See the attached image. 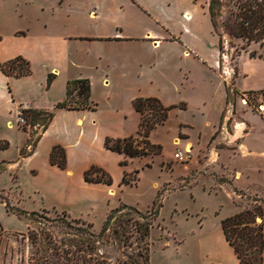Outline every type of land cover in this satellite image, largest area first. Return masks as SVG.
<instances>
[{
    "label": "rangeland",
    "instance_id": "1",
    "mask_svg": "<svg viewBox=\"0 0 264 264\" xmlns=\"http://www.w3.org/2000/svg\"><path fill=\"white\" fill-rule=\"evenodd\" d=\"M208 1L156 0L152 4L153 15L167 24L175 40L160 41L153 47V38L148 37L151 33L147 30H155V20L132 0H0V24L6 32L27 31L30 38L44 29L71 34L70 37L75 38L69 42L73 61L90 64L84 72L91 74L96 96L103 92L100 83L103 72L99 69L95 72L94 68L109 69L107 91L113 97L111 100L101 97L98 106L108 108L109 104H117L126 108L131 89L144 97L158 99L165 107L175 106L168 112L163 125L157 126L149 135V143L160 147L159 154L131 160L123 158L126 164L115 165L113 175H110L116 188L108 204L98 205L95 212L85 217L70 215L60 209H38L39 201H35L31 188L23 179L14 182L13 177L0 170V202H7L10 207L25 212L17 218L0 210L3 230L0 233V264H33L41 256L48 257V264L56 261L62 264V253L74 250L77 235L86 225L90 224L89 231L97 235L108 213L122 205L140 213L141 216L132 213L126 217L132 224L142 225L150 221L149 235L144 241L140 240L131 225L117 239L108 232L103 239L105 246L96 249L98 256L109 253V264H117L115 256L121 252L125 256L136 255L148 248L149 264H200L198 238L220 231L221 217L255 207L262 209L264 158L240 160L244 158L233 144L245 140L252 149H262V99L251 95L250 91H235L233 84L240 68L249 75L250 71L258 75L254 69L264 70V64L249 60L248 53L257 50L255 46L230 41L225 35L218 52L217 37L211 33L205 10ZM176 4L181 11L173 14ZM117 8L120 11L115 10ZM184 10L189 13V20L184 19ZM91 11L97 15V22L120 23L123 37L116 38L121 41L105 42L100 38L107 37L93 36L108 34L111 30L94 28L88 19ZM215 60L218 63L216 71L209 68ZM106 62L113 66L104 68ZM30 70L31 76L23 78L27 87L43 95L38 82L45 76L44 69L36 62L30 65ZM232 88L233 97L230 96ZM236 123L245 124V135L238 141L234 140L236 134H233ZM25 131L33 141L38 136L36 133L32 135L31 132L36 131L32 127ZM137 141L144 142L142 138ZM185 143L191 145L188 150L183 148ZM213 143L221 144L216 147L219 150L216 151V161L211 162L204 154ZM18 144L17 136H14L2 151L3 158H16ZM182 149L191 150L190 160L186 163L173 159L174 152ZM222 150L228 151L227 161H221ZM237 164L240 168L246 167L249 175L245 189L234 184L236 174L240 176ZM122 172L126 174L128 185L115 182ZM250 182L261 187L250 188ZM8 189L19 196V201ZM79 211L84 215L87 212L83 207H79ZM125 211L127 208L121 210L122 213ZM260 220L264 226V215L262 219L257 218L256 223L259 224ZM252 235L255 236L256 231ZM251 258L252 264H260L257 254L251 253Z\"/></svg>",
    "mask_w": 264,
    "mask_h": 264
},
{
    "label": "crops",
    "instance_id": "2",
    "mask_svg": "<svg viewBox=\"0 0 264 264\" xmlns=\"http://www.w3.org/2000/svg\"><path fill=\"white\" fill-rule=\"evenodd\" d=\"M132 1L142 12L149 16L152 15L151 17L155 20V30H147L151 33L148 34V37L152 36L153 38V47L158 42L160 44V41H169L170 38L175 40L173 33H169L170 29L167 24L158 20L157 15H153L154 8L152 4L156 0ZM115 10L120 11V8ZM173 11V14L181 11L179 4H176ZM185 14L189 15L184 10L182 15ZM96 16L93 11L88 14V19L93 22L92 26L99 29L104 28L107 32L111 30V32L93 36L107 37L100 38V41L103 40L105 42L121 41L116 38L117 36L123 37L121 24L116 21L102 24L96 21ZM38 32L37 36L30 38L27 31L15 30V32H6L0 24V64L21 57L29 62L31 66L37 62L44 69L45 75L38 82V88L41 89V94H43L40 95V93L31 91L27 87V81L23 79L31 76V70L28 76L22 77L7 76L0 71V143L9 144L14 136H17V143H19L17 148L19 151L18 155L12 160L3 158V150H0V155L2 156L0 157V170L2 173H8L13 177L14 182L23 179V182L31 188L35 201H39L40 208L38 209H60L70 215L85 217L95 212L98 205L108 204L109 198L115 193L116 187L114 182H111L110 185L101 182H86L84 180V172L91 167H96L109 176L113 175V167L115 165L117 167L125 157L122 154L106 150L104 140L106 138L123 139L136 136L140 116L134 111L132 101L135 98L146 97L137 91L134 92L135 89H131L128 93L126 108L117 104H109L108 108L98 106L101 97L107 100H111L113 97L107 91V84L109 85L107 71L109 69H105V72L100 69V66L94 68L95 72L98 69L103 72L100 80L103 92L100 96H96L94 94L92 76L88 72H84L90 68V64L74 62L69 51L71 47L69 42L75 40V38L70 37L71 34L49 32L46 29L43 31L38 30ZM184 53L187 54L186 51ZM249 60L264 64V59L250 58ZM112 66L106 62L104 68ZM217 66L218 63L215 60L210 63L209 68L216 71ZM254 70L258 72V75H255L253 71H250L249 75L246 73L247 71H243L240 68L239 76L235 78L233 86L237 92L250 91L251 95L261 97L262 103L260 106L264 121V70L262 68ZM48 75H52V78L50 85L47 87ZM78 79H87L89 81V101L95 104V109H55L56 104L62 103L66 99L67 82ZM233 92L232 88L230 91L231 97L234 96ZM17 109L52 113L51 119L45 129L41 130L40 134H38L37 130L31 132L32 135L38 134V138L36 137L34 141L27 131L16 126L15 112ZM129 120L130 125L128 124ZM14 125L17 127L16 129ZM244 125V123H236L234 125L233 134H236L235 141L241 140L243 135H245ZM35 127H32L33 130H35ZM214 129L215 126H213ZM220 144L213 143L209 145L208 149H205L207 153L204 155L208 156L207 161H216V151H219L216 150V147ZM233 144L237 146V153L244 158L240 160L264 158V143H261L262 149L259 151L252 149L250 143H246L245 140L239 144ZM57 146L65 152V166L62 169L51 165L49 160L52 148ZM23 149L25 150L24 154L23 152L20 154V150L23 151ZM182 150L185 151V149ZM221 153V161H227L228 151L222 150ZM236 166L240 169V176L236 174L238 176L234 180V184L239 189H245V182L249 179L247 169L246 167L245 169L240 168L238 164ZM17 173L21 174L18 175ZM123 174L122 172L115 182H121ZM255 186L260 185L250 182V188ZM29 187L26 189H29ZM261 188L264 190L263 187ZM10 193L14 194V192ZM17 196L15 195V200L19 201V196ZM79 207H83L87 211L85 215L79 211ZM0 210L5 215L8 214L5 210L4 202H0ZM11 216L14 217V215ZM224 217H221V220ZM198 245L201 257L200 264H238L232 249L224 239L221 229L218 232L206 233L199 237ZM262 264H264V252Z\"/></svg>",
    "mask_w": 264,
    "mask_h": 264
},
{
    "label": "trees",
    "instance_id": "3",
    "mask_svg": "<svg viewBox=\"0 0 264 264\" xmlns=\"http://www.w3.org/2000/svg\"><path fill=\"white\" fill-rule=\"evenodd\" d=\"M205 9L209 17L212 33L217 37L218 52L222 49L221 40L225 35L230 41H240L248 47L253 45L260 51L259 53H257V50L249 52V58L264 59V0H209ZM0 71L7 76H28L30 74V65L29 62L25 61L23 58L17 57L12 61L0 64ZM51 78L52 75H49L47 78V85L51 82ZM89 98L90 84L87 79L69 81L66 84V99L62 103L56 104L55 109L94 110L95 104H92ZM132 107L140 116L136 138H106L104 140L105 149L122 154L127 159L159 154L160 147L150 144L148 138L153 129L159 125H163L167 119L168 112L173 109L174 106L165 107L158 99L153 97H139L132 101ZM23 115L27 125L30 127L42 126L43 130L51 119L52 113L26 110L23 111ZM137 138H142L144 142L137 141ZM139 144H143L144 146L140 147ZM6 148L7 143H4L3 146L0 147V150H5ZM22 152L23 151L20 150V154ZM49 160L51 165L57 166L60 169L64 168V150L58 146L53 147ZM125 164V161L119 163L120 166ZM93 174L99 176L93 177ZM125 176L126 174H123L121 180L122 185H128L129 183L126 181ZM84 180L86 182H101L106 185L111 184V177L96 167H91L84 172ZM4 205L6 212L17 218H21L25 214L22 210L10 207L7 202H4ZM261 206L262 209L255 207L238 211L220 221V229L224 239L232 249L238 264H252L251 253L257 254L259 263L262 264L264 226L262 220L257 224L256 219H262L264 215V201L261 202ZM126 208V213H122L121 210ZM132 213L141 216L138 211L125 205L110 211L106 216L102 229L97 235L89 231L91 228L90 224L86 225L85 229H83L84 231H82L79 236L77 235L78 240L73 244L74 250L62 253L60 257L62 259V264H109L111 261L110 254L98 256L96 249L100 246H105L103 239L106 233L111 232L113 238L117 239L120 235H124L126 230L129 229V225L134 227L135 233L139 236L140 240L144 241L149 235L151 223L148 220L142 225L138 223L132 224L130 221L131 219L126 218ZM254 231H256L255 236L252 235ZM2 232L3 230L0 226V233ZM118 242H120V240ZM143 250L144 252L142 254L138 253L136 255L127 256L121 252L118 256H115V262L117 264H149V250L148 248H143ZM41 252L44 254L46 251L43 249ZM122 258L125 261H121L123 260ZM98 260H100V262ZM48 263V257L41 256L38 261L36 260L33 264ZM54 264L60 263L56 261Z\"/></svg>",
    "mask_w": 264,
    "mask_h": 264
},
{
    "label": "built area",
    "instance_id": "4",
    "mask_svg": "<svg viewBox=\"0 0 264 264\" xmlns=\"http://www.w3.org/2000/svg\"><path fill=\"white\" fill-rule=\"evenodd\" d=\"M15 117H16V126L18 128H21L23 130L30 128V126L27 125V123L24 119L23 110L17 109L15 112ZM42 128H43L42 126H36L35 130L39 129V131L41 132ZM30 148H32V147H30ZM173 159H174V161H176L178 163H186L187 161L190 160V155H189V152H187V151L177 150L173 154Z\"/></svg>",
    "mask_w": 264,
    "mask_h": 264
},
{
    "label": "bare ground",
    "instance_id": "5",
    "mask_svg": "<svg viewBox=\"0 0 264 264\" xmlns=\"http://www.w3.org/2000/svg\"><path fill=\"white\" fill-rule=\"evenodd\" d=\"M183 16H184V19H185V20H189V18H190V16H189L188 14H185V15H183ZM175 144H176V142H175ZM190 147H191L190 144L185 143L184 148H185L186 150H188Z\"/></svg>",
    "mask_w": 264,
    "mask_h": 264
}]
</instances>
